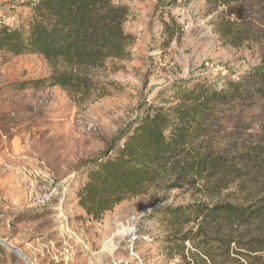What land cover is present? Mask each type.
Masks as SVG:
<instances>
[{"label":"rangeland","instance_id":"374dc122","mask_svg":"<svg viewBox=\"0 0 264 264\" xmlns=\"http://www.w3.org/2000/svg\"><path fill=\"white\" fill-rule=\"evenodd\" d=\"M31 1L37 0H0V26L20 28ZM114 2L129 9L124 28L135 37L126 59L69 67L38 54L0 51V239L27 251L33 264H186L184 255L199 258L193 254L202 256L194 245L199 241H182L190 226L178 231L162 211L233 201L238 194L233 185L211 193L216 181L195 174L180 180L189 159L212 152L236 161L264 148V105L235 101L223 108L215 132L145 194L100 219L88 215L76 194L82 168L105 154L162 90L198 81L223 88L225 79L254 71L262 57L257 43L235 47L219 38L207 0ZM62 72L72 75L74 88L50 85ZM44 179L56 193L37 204L31 184ZM0 264L27 263L0 245Z\"/></svg>","mask_w":264,"mask_h":264},{"label":"trees","instance_id":"16d2710c","mask_svg":"<svg viewBox=\"0 0 264 264\" xmlns=\"http://www.w3.org/2000/svg\"><path fill=\"white\" fill-rule=\"evenodd\" d=\"M115 0H37L20 28L0 26V51L13 56L38 54L63 60L69 67H103L126 59L135 37L124 24L129 9ZM221 40L235 47L261 46V63L240 80L225 79L224 87L185 82L162 90L155 102L109 145L105 154L82 168L77 196L90 216L100 219L130 198L145 194L162 174L186 159L197 143L210 136L223 121V108L235 101L264 105V0H207ZM50 85L74 88L68 72L50 79ZM236 161L212 152L190 158L185 180L192 174L216 181L212 192L235 186L233 201L197 202L169 209L180 231L190 226L182 241H190L199 258L184 255L186 264H264V148ZM214 196V195H213ZM181 232V231H180Z\"/></svg>","mask_w":264,"mask_h":264},{"label":"built area","instance_id":"2783aa9c","mask_svg":"<svg viewBox=\"0 0 264 264\" xmlns=\"http://www.w3.org/2000/svg\"><path fill=\"white\" fill-rule=\"evenodd\" d=\"M46 176L49 177V174H47ZM48 183H49V189L45 192L42 193L40 191V186L42 184V182L40 180H38V182L34 185L31 184V192H32V196L34 201L38 204V203H47L50 202L51 199L53 198V196L56 193V188L53 187L52 185V181L50 179H47Z\"/></svg>","mask_w":264,"mask_h":264},{"label":"water","instance_id":"95a60500","mask_svg":"<svg viewBox=\"0 0 264 264\" xmlns=\"http://www.w3.org/2000/svg\"><path fill=\"white\" fill-rule=\"evenodd\" d=\"M0 245L4 246L5 248L11 250L15 254H17L19 257H21L27 264H33L30 258L21 250L11 245L8 241H5L3 239H0Z\"/></svg>","mask_w":264,"mask_h":264},{"label":"crops","instance_id":"0c3cea01","mask_svg":"<svg viewBox=\"0 0 264 264\" xmlns=\"http://www.w3.org/2000/svg\"><path fill=\"white\" fill-rule=\"evenodd\" d=\"M49 189V183H48V180H46V179H44V181H43V183L41 184V186H40V191L42 192V193H45L47 190ZM15 247V246H14ZM16 248H18V247H16ZM19 250H21L22 252H24L29 258H30V260H31V257H30V255L27 253V251H25L24 249H20V248H18ZM32 261V260H31ZM33 263V262H32Z\"/></svg>","mask_w":264,"mask_h":264}]
</instances>
